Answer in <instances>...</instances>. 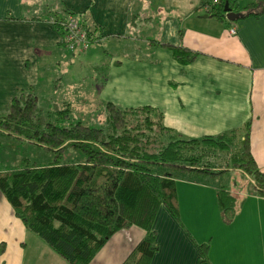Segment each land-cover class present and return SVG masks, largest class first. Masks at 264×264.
<instances>
[{
  "label": "crops",
  "instance_id": "crops-1",
  "mask_svg": "<svg viewBox=\"0 0 264 264\" xmlns=\"http://www.w3.org/2000/svg\"><path fill=\"white\" fill-rule=\"evenodd\" d=\"M205 1L17 0L12 6L9 0H0V111L8 110L12 99L22 90L36 94L48 70L65 58L58 55L61 48H67L61 43L62 31L51 18L83 13L89 23L97 26L92 32L93 40L111 38L130 43V50L120 49L108 68L130 70L132 97L126 107L157 108L163 114L164 125L187 138L237 130L242 139L249 126L250 151L264 172V13L223 21L208 13ZM232 27L236 33H231ZM175 47L186 48L196 56L190 62H181L174 54ZM87 50L78 52L84 54ZM140 52L144 55L138 59ZM106 75L99 95L116 103L105 96L104 90L112 87ZM45 83L48 85L47 80ZM85 93L95 94L90 86ZM218 166L226 170L210 174L179 169L185 175L198 176L183 178L182 190L185 191V184L193 182L192 198L203 194L211 198L205 203L188 204L180 218L166 206L160 207L153 227L159 249L149 264L232 262L224 259L231 258L230 251L213 250L212 246L205 260L196 238L201 222L197 207L212 208L210 212L219 217L222 192L232 195L236 204L235 213L222 212L223 218L229 225L235 224V216H240L241 221L240 232L230 237L231 249L236 245L238 252L233 262L248 263L243 244L246 238L250 239L248 233L255 229L257 234L260 227L264 229V198L254 179L242 169L228 164ZM224 175L230 177L221 185L219 181ZM259 220L260 226L254 228ZM145 235L146 231L139 226L116 232L90 264H123ZM44 242L16 215L0 190V264H41L42 256L59 261ZM211 250L215 251V258H209Z\"/></svg>",
  "mask_w": 264,
  "mask_h": 264
},
{
  "label": "trees",
  "instance_id": "trees-1",
  "mask_svg": "<svg viewBox=\"0 0 264 264\" xmlns=\"http://www.w3.org/2000/svg\"><path fill=\"white\" fill-rule=\"evenodd\" d=\"M225 2L242 17L264 13V0L246 5L241 0H206L205 5L211 3L208 13L227 20ZM69 15L79 19L89 47L100 41L92 39L97 26L83 13H68L51 18L62 31L64 46ZM174 54L184 63L196 56L183 47H175ZM72 113L73 105L65 104L43 115L33 90L20 91L7 112H0V147L4 137L13 136L54 154L45 165L0 170V190L26 226L70 264H90L116 232L132 226L146 235L123 264H149L159 249L153 227L160 207L179 218L175 169L221 174L226 169L218 165L228 164L249 174L264 198V172L250 151L249 126L242 139L237 130L187 138L166 127L162 112L151 105L122 108L108 101L100 125ZM219 202L222 212L235 213L228 192L220 193Z\"/></svg>",
  "mask_w": 264,
  "mask_h": 264
},
{
  "label": "rangeland",
  "instance_id": "rangeland-1",
  "mask_svg": "<svg viewBox=\"0 0 264 264\" xmlns=\"http://www.w3.org/2000/svg\"><path fill=\"white\" fill-rule=\"evenodd\" d=\"M249 1L254 0H241L242 5H246ZM9 3L15 6L17 0H9ZM6 16L12 18L10 15ZM109 27H113V24ZM120 49L130 50V43L126 40L117 42L113 41L111 38H105V41L101 40L92 43L84 54L78 51L72 52L67 48H61L58 55L65 58L59 59L60 62L53 64L51 69L48 70L49 77L47 76L46 78L48 85H46L45 80L42 86L37 88L36 94L38 97V104L43 115H48L56 109L64 108L65 104H72V117L82 118L85 122L92 125L102 124L106 117V103L109 101V99H103L99 95L102 78L105 74H107L105 78L110 80L112 85L111 88H106L104 90L105 96H110L107 98H112L111 100H114L119 107L125 108L129 106L132 97L129 89L131 77L130 70L118 71L108 69L109 64H111L119 54ZM139 54L140 55L137 56L138 59L140 58L139 56L144 55V53L141 54V52ZM88 86H90V91L95 92L94 95L85 93V89ZM6 110L7 108L0 112L6 113ZM53 156V152L44 146L13 136H7L3 138V144L0 147V170H14L22 168L27 163L33 164L34 162L45 165L51 161ZM67 160L70 161L69 155L67 156ZM174 172L175 179L178 183L177 198L178 214L180 218V216H182V211L187 209L188 204H197L201 201L205 203L206 199H210L211 197L203 194L202 197L197 195L196 198H192L194 192H192V190L195 189V186H193V182L192 185L185 184V191H187L185 192L184 189L182 190V186L184 185L183 178L196 179L198 176L194 174L185 175V172H181V170L177 169H175ZM224 176L222 181H219L221 185H223V181L226 178L229 179L230 177ZM212 182L216 183L215 180ZM211 210L212 208L207 210V208L203 206L197 207V215H200L199 218L201 222L199 223V227L196 228V238L200 242L199 244L202 247L203 255L206 257L205 260L208 258L209 249L212 246L213 250L230 251L232 254L231 258L229 256V258L224 259L226 261L231 259L232 262L229 264H236L233 261L237 258L235 254H238L236 250L237 246L232 245L231 249L230 237H234L233 234L235 232H240V216H235V224L229 225L225 218H223L221 211L218 217L214 212H210ZM230 220H232L231 216ZM260 222L259 220L258 226H255L256 223H254L253 227H259ZM248 234L250 239L248 240L246 238L243 244V249L247 257V264H264V229L260 227L257 234L255 233V229L254 232L251 231ZM236 241L241 242L242 240L236 239ZM46 249L50 251V253H53L55 257H59V261H51L49 257L42 256L41 264H69V262L47 246ZM210 257L215 258V251L211 250L209 258ZM209 260L210 259H208V261ZM210 262L212 263L211 260ZM216 264H221V261ZM241 264H243V260Z\"/></svg>",
  "mask_w": 264,
  "mask_h": 264
},
{
  "label": "built area",
  "instance_id": "built-area-1",
  "mask_svg": "<svg viewBox=\"0 0 264 264\" xmlns=\"http://www.w3.org/2000/svg\"><path fill=\"white\" fill-rule=\"evenodd\" d=\"M218 0H214L217 2ZM206 9L209 10L210 4H206ZM66 34L64 40L66 41V47L72 51L75 50H85L89 47V42L86 33L81 29L79 24V19L73 15H69L68 20L65 22ZM231 33H236V28H231Z\"/></svg>",
  "mask_w": 264,
  "mask_h": 264
},
{
  "label": "water",
  "instance_id": "water-1",
  "mask_svg": "<svg viewBox=\"0 0 264 264\" xmlns=\"http://www.w3.org/2000/svg\"><path fill=\"white\" fill-rule=\"evenodd\" d=\"M224 10L226 12V17L230 21H236L243 16V13L234 11L233 8L229 6V2H225ZM206 17H208V15H206Z\"/></svg>",
  "mask_w": 264,
  "mask_h": 264
}]
</instances>
